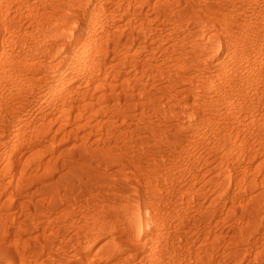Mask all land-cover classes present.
Listing matches in <instances>:
<instances>
[{"label":"rangeland","instance_id":"obj_1","mask_svg":"<svg viewBox=\"0 0 264 264\" xmlns=\"http://www.w3.org/2000/svg\"><path fill=\"white\" fill-rule=\"evenodd\" d=\"M155 1L0 0L10 264H264V0Z\"/></svg>","mask_w":264,"mask_h":264},{"label":"bare ground","instance_id":"obj_2","mask_svg":"<svg viewBox=\"0 0 264 264\" xmlns=\"http://www.w3.org/2000/svg\"><path fill=\"white\" fill-rule=\"evenodd\" d=\"M182 2V4H181ZM154 5L159 6L161 9L168 11L169 16L177 23L181 25H186L191 21H196L198 23H201L204 21L205 16V9L204 5L197 3L195 0H156L154 2ZM236 33V32H234ZM234 40L231 41V44H234ZM61 63L66 62V59L63 58L60 60ZM69 63L66 62L64 70L59 71L57 73H54L51 75V79L54 77L57 78V81L63 83L65 81V78L68 74V67ZM39 93L43 92L44 94L39 95L40 98H43L45 96V93H62V87L58 83H42L39 87ZM65 95L62 93L60 96L55 97L53 100V105L55 104H61L63 100H65ZM53 105L50 108H53ZM15 111H13L14 113ZM39 115V114H38ZM22 117V116H21ZM19 118V120L21 119ZM41 121L44 120V118H39ZM46 125H43L45 127ZM49 128V127H48ZM47 128V129H48ZM43 129V130H47ZM50 129V128H49ZM105 153V150H100L95 152L96 155ZM143 227V226H142ZM35 250L37 251V247H35ZM14 257V251L9 247L8 244L5 242H2L0 239V264H10Z\"/></svg>","mask_w":264,"mask_h":264}]
</instances>
